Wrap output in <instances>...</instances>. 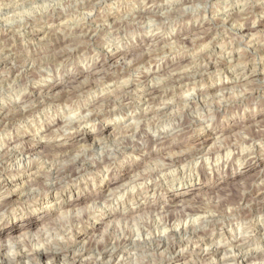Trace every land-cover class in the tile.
I'll list each match as a JSON object with an SVG mask.
<instances>
[{
    "label": "clouds",
    "instance_id": "9594fccd",
    "mask_svg": "<svg viewBox=\"0 0 264 264\" xmlns=\"http://www.w3.org/2000/svg\"><path fill=\"white\" fill-rule=\"evenodd\" d=\"M0 264H264V0H0Z\"/></svg>",
    "mask_w": 264,
    "mask_h": 264
}]
</instances>
